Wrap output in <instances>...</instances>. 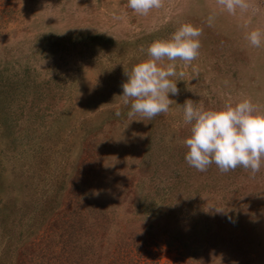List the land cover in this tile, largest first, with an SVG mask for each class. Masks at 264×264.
<instances>
[{
	"label": "rangeland",
	"instance_id": "374dc122",
	"mask_svg": "<svg viewBox=\"0 0 264 264\" xmlns=\"http://www.w3.org/2000/svg\"><path fill=\"white\" fill-rule=\"evenodd\" d=\"M244 2L0 0V264H264V162L201 172L183 143L186 99L264 111V0ZM184 23L201 46L169 111L129 116L124 68Z\"/></svg>",
	"mask_w": 264,
	"mask_h": 264
},
{
	"label": "clouds",
	"instance_id": "9594fccd",
	"mask_svg": "<svg viewBox=\"0 0 264 264\" xmlns=\"http://www.w3.org/2000/svg\"><path fill=\"white\" fill-rule=\"evenodd\" d=\"M230 13L245 8L244 0H219ZM128 7L140 15H147L153 8L161 7V0H128ZM63 34V33H60ZM201 29L190 23L181 24L168 38L153 40L147 47V57L125 69L122 82V102L129 106V116L141 114L152 117L167 113L171 96L179 94L177 58L190 63L199 55ZM247 39L251 45L260 47L264 33L253 30ZM167 60L169 63L165 64ZM184 73L180 72L179 76ZM97 83L92 82V88ZM183 119L190 125L189 135L183 140L187 147L185 160L198 171H206L215 165L223 172L243 166L252 173L259 171L264 162V111H260L250 99L222 108L195 106L186 99L182 104ZM121 114L119 107L115 115ZM98 194V193H95ZM226 215L229 210H219ZM231 219V217H229Z\"/></svg>",
	"mask_w": 264,
	"mask_h": 264
},
{
	"label": "trees",
	"instance_id": "16d2710c",
	"mask_svg": "<svg viewBox=\"0 0 264 264\" xmlns=\"http://www.w3.org/2000/svg\"><path fill=\"white\" fill-rule=\"evenodd\" d=\"M171 234H172V236H173L174 238H176V239H178V240H180V241H183V236H182V234H181L180 232L177 233L176 230H174V232H171ZM187 258H188L189 260H191V259L193 258V255L190 254L188 251H187ZM189 260H188V261H189Z\"/></svg>",
	"mask_w": 264,
	"mask_h": 264
}]
</instances>
